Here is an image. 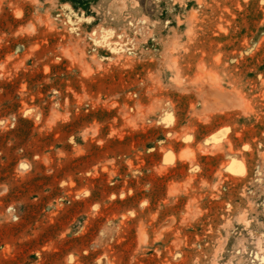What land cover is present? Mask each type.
Wrapping results in <instances>:
<instances>
[{
	"label": "rangeland",
	"instance_id": "obj_1",
	"mask_svg": "<svg viewBox=\"0 0 264 264\" xmlns=\"http://www.w3.org/2000/svg\"><path fill=\"white\" fill-rule=\"evenodd\" d=\"M0 264H264V0H0Z\"/></svg>",
	"mask_w": 264,
	"mask_h": 264
},
{
	"label": "bare ground",
	"instance_id": "obj_2",
	"mask_svg": "<svg viewBox=\"0 0 264 264\" xmlns=\"http://www.w3.org/2000/svg\"><path fill=\"white\" fill-rule=\"evenodd\" d=\"M258 248H259V251L263 252V249H262V247H260V246H259Z\"/></svg>",
	"mask_w": 264,
	"mask_h": 264
}]
</instances>
